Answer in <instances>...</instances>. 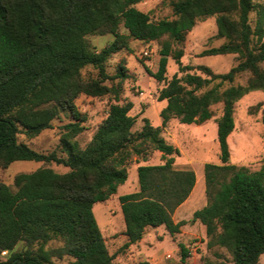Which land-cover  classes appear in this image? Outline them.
I'll return each mask as SVG.
<instances>
[{
  "label": "trees",
  "instance_id": "16d2710c",
  "mask_svg": "<svg viewBox=\"0 0 264 264\" xmlns=\"http://www.w3.org/2000/svg\"><path fill=\"white\" fill-rule=\"evenodd\" d=\"M142 1L0 0V168L26 161L68 169L57 173L42 167L16 174L12 187L0 183V264H55L54 259L65 256L73 259L71 264H113L92 207L126 182L133 157L145 162L151 152H159L163 163L139 165L138 190L119 197L125 228L120 250L139 243L148 227L163 226L171 237L180 233L186 222H175L172 215L190 196L195 173L174 168L179 150L147 118L140 131H132V103H119L120 86L105 84L126 79V69L121 64L110 77L105 63L126 48L129 39L150 42L165 37L157 71L146 68L164 82L169 57L180 72L187 70L180 62L182 50L172 44H181L197 21L210 17H215L216 37L224 42L201 55H236L237 64L222 74L200 66L206 77L173 75L158 96L166 102L159 113L161 126L171 119L200 125L213 117V105H222L216 119L220 165L204 164L206 205L193 213L192 221L204 226L207 249L225 248L232 264H258L264 254V165L251 172L231 164L227 141L236 102L251 92L264 93V2L175 0L174 19L151 21L134 7ZM120 25L126 35L119 33ZM103 34L113 35V41L96 52L86 37ZM87 66L97 71L96 78L81 76ZM243 74L245 82L234 84ZM82 95H110L115 101L84 148L76 140L84 130L85 116L75 105ZM260 109L264 124V100L250 110ZM62 112L70 118L59 138L65 156L17 142L20 133L32 139L49 129ZM54 241L60 246L48 247ZM19 243L24 249L16 252ZM178 248L179 261L185 264L189 251L181 243Z\"/></svg>",
  "mask_w": 264,
  "mask_h": 264
},
{
  "label": "rangeland",
  "instance_id": "374dc122",
  "mask_svg": "<svg viewBox=\"0 0 264 264\" xmlns=\"http://www.w3.org/2000/svg\"><path fill=\"white\" fill-rule=\"evenodd\" d=\"M175 0H145L134 7L146 13L151 21L161 19H174L172 3ZM261 3L264 0H252ZM119 33L126 35L127 31L119 26ZM217 28L215 17L197 21L181 44H172L173 49H181V65L187 70L180 72L178 65L168 58L164 82H158L146 72L152 73L158 69L160 59L159 51L161 41L141 42L129 39L127 47L113 54L105 63V72L113 77L119 65H124L127 78L121 80L114 78L105 84H118L120 86L119 103L130 101L132 109L129 114L134 117L135 124L132 131L138 132L143 126V118L159 127L161 136L165 141L179 150V155L174 156V168L192 170L196 176L193 192L188 199L173 213L175 222L185 221L180 233L170 236L163 226L146 228L142 242L126 250H120L125 241L124 222L120 210L119 197L138 190L137 172L139 165L162 164L161 154L151 152L147 161L143 162L136 157L128 165V178L119 186L117 192L104 202H97L92 207L93 216L99 226L108 253L113 256V264H139L148 259V264H181L178 244H183L189 251L185 264H202L203 260L218 262L223 260L232 264L231 254L222 247L215 246L207 249L205 228L199 221H192L193 213L206 205L203 167L206 163L220 165L219 148L217 143L216 119L221 115L222 105L211 107L213 117L200 125L181 124L176 119L169 120L164 127L161 126L160 110L165 106V101H159L160 90L173 75L184 76L185 73L196 74L201 77L206 75L199 69L200 66L209 68L215 74L226 73L237 64L236 55L202 56L205 50L218 47L224 40L216 37ZM90 47L98 52L113 41V35H89L86 37ZM84 79H93L97 71L91 66L81 71ZM247 75L243 74L236 79L234 84L244 83ZM264 100L261 91L251 92L241 98L234 105V129L228 137L230 163L238 167H245L253 172L264 165V124L261 123V109L257 112L250 110L257 103ZM115 103L113 96L107 95L100 98L79 96L75 100L78 110L85 116L84 130L76 140L84 148L91 140L99 124L106 117L110 104ZM70 118L67 113H60L51 122V127L41 132L38 136L29 139L23 134L17 135V142L27 145L34 151L50 153L55 151L60 156H65L59 149V138L62 125L68 123ZM48 167L57 173L67 172L68 169L55 164L17 161L7 168H0V183L12 187L13 178L21 172H32L38 168ZM60 242L54 241L48 247H58ZM177 245V246H176ZM24 249V243H19L14 251ZM6 254L1 255L5 259ZM55 264H71L70 257L54 259ZM258 264H264V254L259 258Z\"/></svg>",
  "mask_w": 264,
  "mask_h": 264
},
{
  "label": "crops",
  "instance_id": "0c3cea01",
  "mask_svg": "<svg viewBox=\"0 0 264 264\" xmlns=\"http://www.w3.org/2000/svg\"><path fill=\"white\" fill-rule=\"evenodd\" d=\"M193 190H194V188H193ZM193 190H192V192H193ZM192 192H191V193H192ZM183 204H184V203H183ZM183 204H182V205H183ZM182 205H181V206H182ZM141 242H142V240H141L139 243H137V244H135V245H132V246H136V245L140 244ZM176 246H177V245H176ZM144 262H148V259L146 258V259L144 260Z\"/></svg>",
  "mask_w": 264,
  "mask_h": 264
},
{
  "label": "built area",
  "instance_id": "2783aa9c",
  "mask_svg": "<svg viewBox=\"0 0 264 264\" xmlns=\"http://www.w3.org/2000/svg\"><path fill=\"white\" fill-rule=\"evenodd\" d=\"M2 254H5V252H2Z\"/></svg>",
  "mask_w": 264,
  "mask_h": 264
}]
</instances>
